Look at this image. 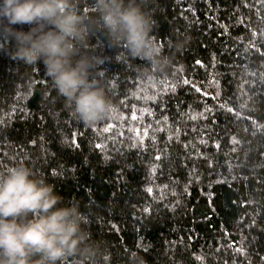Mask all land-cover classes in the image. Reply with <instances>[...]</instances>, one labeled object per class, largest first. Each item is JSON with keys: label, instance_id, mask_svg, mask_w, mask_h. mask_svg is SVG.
Listing matches in <instances>:
<instances>
[{"label": "trees", "instance_id": "trees-1", "mask_svg": "<svg viewBox=\"0 0 264 264\" xmlns=\"http://www.w3.org/2000/svg\"><path fill=\"white\" fill-rule=\"evenodd\" d=\"M78 2L88 15L90 0ZM146 4L171 65L119 58L92 25L94 75L116 106L95 126L42 63L10 58L0 30V165L24 159L78 201L112 264L130 249L146 264H264V0Z\"/></svg>", "mask_w": 264, "mask_h": 264}, {"label": "clouds", "instance_id": "clouds-1", "mask_svg": "<svg viewBox=\"0 0 264 264\" xmlns=\"http://www.w3.org/2000/svg\"><path fill=\"white\" fill-rule=\"evenodd\" d=\"M88 8L85 15L78 0H0V30L5 43L14 42L10 58L38 70L42 63L73 115L95 126L113 117L116 106L94 75L104 58L89 51L92 25L122 50L119 58L163 72L172 57L154 34L156 21L146 0H90ZM186 43L178 35L170 46L180 51ZM90 223L78 201L65 203L55 185L24 159L0 165V264H112L110 250L93 238ZM123 259L146 264L137 250H128Z\"/></svg>", "mask_w": 264, "mask_h": 264}]
</instances>
